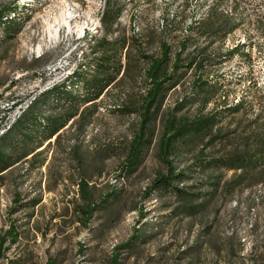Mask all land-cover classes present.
I'll return each mask as SVG.
<instances>
[{"label":"rangeland","instance_id":"374dc122","mask_svg":"<svg viewBox=\"0 0 264 264\" xmlns=\"http://www.w3.org/2000/svg\"><path fill=\"white\" fill-rule=\"evenodd\" d=\"M107 9L112 20L105 23L100 16ZM11 10L12 21L0 24V99L7 90L5 97L24 91L48 64L96 57L91 44L100 38L123 43L125 68L87 105L85 118L75 116L34 159L0 175V264H264V166L249 175L193 162L201 149L219 156L264 139V0H0V17ZM163 43L171 60L176 52L187 61L203 50L200 74L219 85L206 104L190 99L198 71L181 67L129 169L147 89L144 56L158 58ZM232 47L238 49L230 56ZM183 98L177 114L188 117L241 103L220 125L226 140L184 145L174 158L186 174L180 185L200 194L191 214L179 213L181 198L168 190L142 196L165 171L159 140ZM39 102L30 111L60 110ZM123 106L134 111H117Z\"/></svg>","mask_w":264,"mask_h":264},{"label":"trees","instance_id":"16d2710c","mask_svg":"<svg viewBox=\"0 0 264 264\" xmlns=\"http://www.w3.org/2000/svg\"><path fill=\"white\" fill-rule=\"evenodd\" d=\"M109 11L107 9V11L104 10L101 13L100 18L105 23L112 20L108 18ZM14 15H16L15 10L3 14L0 17V24L9 23ZM91 46L93 53H98L96 57L87 59V56H85L87 54H85L83 56L84 60L78 63L66 83L55 85L41 93L12 126L0 135V175L22 159H34L39 153L37 148L46 141L49 143V139L53 136L57 138L59 130L74 116H77L78 119L85 118L87 105L94 103L105 88L116 82L118 75L125 68V65L120 62L121 50L124 48L123 43L117 47L114 42L100 38L93 42ZM237 49L232 47L228 50V55L232 56ZM144 57L150 60L144 72L147 89L141 96L139 123L126 157L127 162L125 165L129 169L135 167L142 150V144L149 142L148 137L151 136L147 132L149 123L154 119L168 90L178 84V74L181 67L193 66L198 71L197 76L192 81L190 99L201 97L203 103L206 104L214 97L219 85L217 80L211 82L209 74H200V71L205 68L207 59L203 54V50L195 52L187 61L180 56L179 52H176L171 60V47L163 43L158 58ZM181 61L186 62L179 63ZM186 99L180 100L177 107H175V111L171 112L165 119L159 140V155L165 171L155 175L143 190L142 196L146 197L153 191L168 190L176 197L181 198L178 207L179 213L191 214L196 211V206H190V204L193 200L198 199L200 194L191 192L180 185L186 179V174L183 169L175 166L174 158L182 153L184 145L202 143V146L207 147L217 141L226 140L227 133L220 132V125L226 115L239 110L241 103L224 104L221 108L206 114L198 113L188 117L177 114V111L184 107ZM37 101H40L41 105H48L52 109L60 110L56 113L30 111ZM118 110L126 113L134 111L127 106L119 107ZM193 162L199 167L218 168L224 166L231 169H240L243 174L249 171V175H253L259 167L264 166V139L256 140V146L251 150L233 148L219 156H208L201 149L196 154ZM243 178L244 176L240 175L235 184H240ZM257 181L256 178L250 180L249 185ZM82 183L86 184L85 182ZM10 231L13 233L12 239L14 241L16 232L12 227Z\"/></svg>","mask_w":264,"mask_h":264},{"label":"bare ground","instance_id":"6f19581e","mask_svg":"<svg viewBox=\"0 0 264 264\" xmlns=\"http://www.w3.org/2000/svg\"><path fill=\"white\" fill-rule=\"evenodd\" d=\"M97 28V26H95ZM93 28V29H95ZM52 30V29H51ZM56 28L51 31V37L53 39L56 37ZM96 30H94L95 33ZM84 34V33H83ZM39 49V46H37ZM68 63V62H67ZM77 65L75 64H66L61 67V64L50 66L44 73L42 77V86L39 89L36 87L35 80L29 84L28 88L24 91L19 92L18 94H13L7 97H2L0 99V120L6 119L7 112H13L16 108L23 105V110L17 112V115L8 120L5 125V128H0V135L7 131L12 124L30 107V105L36 100V98L43 92L51 89L53 86L66 83L67 80L72 76ZM39 74L37 75L36 80L38 79ZM31 98V99H30Z\"/></svg>","mask_w":264,"mask_h":264},{"label":"built area","instance_id":"2783aa9c","mask_svg":"<svg viewBox=\"0 0 264 264\" xmlns=\"http://www.w3.org/2000/svg\"><path fill=\"white\" fill-rule=\"evenodd\" d=\"M57 62H54V63H57ZM51 64H48L46 67H44L41 70H39V77H38L37 80H35V84H36V87L38 88V92H39L40 87L43 85L42 84L43 73H44V71H46L50 67ZM75 65H77V62H75ZM7 91H5V96L7 95ZM22 110H23V105H21L18 108H16L13 112H7L6 119L0 120V128H5V125L8 122V120L13 119L17 115V112H20Z\"/></svg>","mask_w":264,"mask_h":264},{"label":"crops","instance_id":"0c3cea01","mask_svg":"<svg viewBox=\"0 0 264 264\" xmlns=\"http://www.w3.org/2000/svg\"><path fill=\"white\" fill-rule=\"evenodd\" d=\"M74 117H75V116H74ZM74 117H73V118H74ZM73 118L71 119V121L73 120ZM69 121H70V120H69ZM69 121H68V122H69ZM68 122H67V123H68ZM61 129H62V128H61ZM61 129H60V130H61ZM60 130H59V132H60ZM53 137H55V136H53ZM53 137H52V138H53ZM52 138H51V139H52ZM51 139H49V140H51Z\"/></svg>","mask_w":264,"mask_h":264}]
</instances>
